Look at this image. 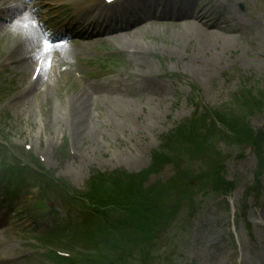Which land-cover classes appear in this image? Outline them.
<instances>
[{
	"label": "rangeland",
	"instance_id": "obj_1",
	"mask_svg": "<svg viewBox=\"0 0 264 264\" xmlns=\"http://www.w3.org/2000/svg\"><path fill=\"white\" fill-rule=\"evenodd\" d=\"M75 1H43L51 13L37 12L32 35L0 31V264H264V0H121L127 9L92 0L89 13L109 14L95 17L87 32L95 36L64 52L45 48L40 30L74 24ZM177 1L204 36L183 34L193 41L180 45L183 23L135 20ZM9 17L0 11V30ZM234 25L239 38L229 35ZM37 61L41 76L33 78ZM210 110L230 135L211 134L202 120ZM115 169L133 180L106 189L105 206L68 197L69 188L100 196L89 180ZM126 197L143 220L128 216L126 228L112 230L137 243L138 253L124 257L108 249L114 242L92 210L124 222L127 204L115 203Z\"/></svg>",
	"mask_w": 264,
	"mask_h": 264
},
{
	"label": "bare ground",
	"instance_id": "obj_2",
	"mask_svg": "<svg viewBox=\"0 0 264 264\" xmlns=\"http://www.w3.org/2000/svg\"><path fill=\"white\" fill-rule=\"evenodd\" d=\"M9 1L10 0H7V3H9ZM89 2H91L92 3V5L93 6H96V2L95 1H92V0H90ZM87 3L86 4V6H84V7H89L90 6V4L91 3ZM120 2L119 1H117V4H119ZM43 4V0H40L39 2H38V6L40 5H42ZM14 5V7H10V6H6V8L7 9H9L10 10V12H12V14H13V16H11V17H13L11 20H10V22L5 26V31L7 32L8 30H10L11 29V32H15L16 33V31L18 30V28L21 26V25H24V24H27V22H31L32 21V18H31V15L27 12V9H25V7H23V8H21L20 7V5L21 4H13ZM0 6H2V4L0 5ZM23 6V5H22ZM11 8V9H10ZM1 10V9H0ZM212 13V12H211ZM157 16V15H159V14H155V13H148L147 15L145 14V16H144V19H140V18H138L139 20V22L141 23H143V22H146L147 20H148V16ZM192 20H195V19H183V20H180V19H174V20H172L171 18H169V20L168 21H174V22H178V24H181V23H183V24H181L180 25V27L178 28L179 29V35H180V38H178L177 40H176V42L177 43H179L180 45H184L185 44V42H186V38H188L189 39V41H193L192 40V37L191 36H186V37H182L183 36V34L184 35H194L195 33L198 35V36H200V37H202V36H204V34H203V32L201 31V30H199V28L197 29V27H196V25H195V23H193V22H191ZM189 21V22H188ZM215 29L217 28V23H215L214 24V26H213ZM126 28V26H124L123 28H121V29H119V30H117V31H120V30H123V29H125ZM222 30H225V28H221ZM117 31H115V32H117ZM33 33H35V30L33 29V30H31L30 32H29V34L30 35H32ZM113 33V32H112ZM120 35H123L122 33H119V34H117L116 35V37L115 38H120ZM70 41L68 40V41H66V43L65 44H68ZM195 43L196 42H198V41H194ZM126 43H124V45H125ZM211 46V40L208 38H205L203 41H202V47H204V48H206V47H210ZM87 96H88V94L85 92L84 93V95L80 98V97H78L77 98V100H78V105L77 106H79V112H80V117H85V114H86V112H87V100H86V98H87ZM86 110V112H84ZM127 111H130V109H127L126 110V112ZM85 113V114H84ZM77 124H78V126H79V128L82 126V124H84V121L82 120V121H80V122H77Z\"/></svg>",
	"mask_w": 264,
	"mask_h": 264
},
{
	"label": "trees",
	"instance_id": "obj_3",
	"mask_svg": "<svg viewBox=\"0 0 264 264\" xmlns=\"http://www.w3.org/2000/svg\"><path fill=\"white\" fill-rule=\"evenodd\" d=\"M214 119L215 120H217L218 122H221L222 124H224V126H225V128L226 129H229V128H232V126L231 125H229V124H227L226 123V121H224L223 119H222V116H221V114H215L214 113ZM212 125H213V123H212ZM230 130V129H229ZM118 173V172H117ZM120 175V174H119ZM121 177V176H120ZM133 180V175L132 174H126L125 176H124V178L122 179V181H128V182H130V181H132ZM126 198H129V197H126ZM115 200H116V198H115ZM127 206L128 205H132V204H134L132 201H127ZM124 205H125V203H124ZM129 207V206H128ZM131 214H133V212L131 213ZM102 219L106 222L109 218L107 217V216H105V214H104V212L102 213ZM120 222V220H119V218H114V219H109L108 220V222H107V225H106V227H105V229H106V231L111 235V232H112V230L113 229H116L117 228V226L118 225H122L124 222H121V223H119ZM125 222H127V220L125 219ZM119 241L117 242V247L116 246H111V247H109L108 249L109 250H111V251H114V252H117L118 251V253H120V254H122V253H126V252H129V247H128V235L127 234H121L120 235V238L118 239ZM107 247V246H106ZM122 247H124V249H122ZM112 249H114V250H112ZM112 259H116L117 260V258L116 257H112Z\"/></svg>",
	"mask_w": 264,
	"mask_h": 264
},
{
	"label": "snow or ice",
	"instance_id": "obj_4",
	"mask_svg": "<svg viewBox=\"0 0 264 264\" xmlns=\"http://www.w3.org/2000/svg\"><path fill=\"white\" fill-rule=\"evenodd\" d=\"M32 23L34 24L35 22L33 21ZM43 46H44L45 48H48V47L51 46V44H50V42H49L48 40H44V41H43ZM40 71H42V69L37 68V70H36V74L39 75Z\"/></svg>",
	"mask_w": 264,
	"mask_h": 264
}]
</instances>
